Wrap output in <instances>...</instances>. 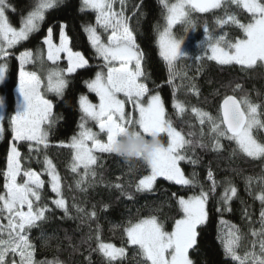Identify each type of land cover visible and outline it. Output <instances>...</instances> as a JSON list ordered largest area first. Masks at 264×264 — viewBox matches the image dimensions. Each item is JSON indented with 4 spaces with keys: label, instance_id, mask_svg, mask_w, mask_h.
<instances>
[{
    "label": "snow or ice",
    "instance_id": "snow-or-ice-1",
    "mask_svg": "<svg viewBox=\"0 0 264 264\" xmlns=\"http://www.w3.org/2000/svg\"><path fill=\"white\" fill-rule=\"evenodd\" d=\"M116 2L117 0H81V11L91 9L97 13V26L86 25L84 31L88 35L94 56L103 63L99 65L94 78L84 82L89 92L98 98V103L91 102L86 95L79 96L80 131L73 135L70 143L66 145L73 150L71 172L77 173L81 167L84 169V174L76 180V188L85 191L82 187L85 178L96 176L92 168L98 158L95 153L115 154L114 145L119 137L130 129H136L145 137L159 138L162 133H166L169 138L167 146L161 143L145 162L150 174L139 179L135 186L137 192H151L157 178H164L180 186L195 187L197 181L187 178L180 166L181 161L192 164L199 162L198 158L193 159L184 154L190 147L207 148L210 145L218 152L223 148L221 140L226 139L236 145L232 155L239 152L247 158L264 160V141L254 135L256 130H264V119L261 118L264 113L260 111L262 106L255 103L246 93L239 99L234 94L226 95L215 117L200 109H192L201 125L206 122L209 125L207 137L203 128L199 133L189 131V138H186L181 131L173 127L171 119L166 118L161 94L158 91L150 94L151 90L141 79L148 78L142 69L144 53L129 26L130 18L124 15L125 0H119L121 11L114 10ZM228 2L248 13V22H242L235 12L226 10V19L218 18L217 24L235 25L242 32V38L233 42L226 39V33L214 36L205 27L204 39L197 47L202 50L210 49L209 59L221 65L235 64L241 66L242 70L264 67V0H175L174 3L159 0L166 24L158 31L157 43L159 55L167 65V84L173 88V108L178 114H183L185 108L183 103L176 99L175 92L180 86L175 85L174 80L180 75L177 71L178 62L188 56L180 51L184 39L177 38L173 29L177 25H186L185 32L195 31L193 12L207 13L221 8L222 4ZM63 3L64 0H32L31 10L23 16L20 26L15 27L7 14L11 6L7 0H0V85L6 83L9 75L8 60L15 49L40 32L46 14ZM12 11L15 12V9ZM98 27L110 31L106 42L98 33ZM66 28L64 23L59 25V43L53 40V27L46 29V35L40 41L46 47V54L44 48H38L35 53L32 50H23L15 56L19 73L16 88L18 99L14 101V107L8 98L0 95V139L4 136L7 122L12 141L7 151L6 169L0 173L4 178V192L0 194V264H38L35 260V245L32 244L29 233L46 221V213L50 209L41 203L45 181L41 178V173L24 168V157L17 142L26 145L29 158L33 153L39 156L48 148L49 129L54 126L56 120L53 117V102L45 98L41 89L62 97L72 74L78 69L90 67L89 59L81 51H74L70 47ZM62 55L67 62L66 68H61L58 64ZM45 60L49 62L47 68ZM37 62L40 70L46 74V84L38 71L29 70V66H34ZM163 86L157 85L158 88ZM191 88L194 89L195 86L192 85ZM237 90L242 91L241 85L237 84L232 91L235 93ZM89 122L96 125L98 132L88 127ZM101 134L106 139H101ZM43 164L51 177V192L57 197L52 203L63 211L65 217L71 218L69 206L61 192V178L47 155H44ZM207 178L212 181L207 191L200 185V192L187 198L172 193L180 216L174 219L171 230H168L156 215L141 218L136 222L129 221L127 226L123 227L122 242L127 247H132L135 255L141 258L138 264H193L189 250L197 245L198 227L205 224L209 218V196L217 188L211 170L208 171ZM253 179L247 177L246 183L250 186ZM115 187L132 199L131 194L125 192L120 184ZM236 195V187L228 181V187L221 197L222 207L217 211H231L230 201ZM257 199L262 205L260 228L250 230L255 239L249 242L251 247L245 248L243 256L238 250L243 246L247 235L238 226L232 225L221 238L225 257L239 264H264V179L261 180V194ZM72 207L79 214L96 216L95 211L86 213L84 208L75 203ZM94 238L97 247L93 251L102 254L107 264H119L126 258L127 247H117L113 243L101 241L99 224ZM87 239L92 240L93 235L90 233ZM9 255L12 257L10 261ZM17 256L19 260L15 258ZM48 264L61 262L56 260Z\"/></svg>",
    "mask_w": 264,
    "mask_h": 264
},
{
    "label": "trees",
    "instance_id": "trees-1",
    "mask_svg": "<svg viewBox=\"0 0 264 264\" xmlns=\"http://www.w3.org/2000/svg\"><path fill=\"white\" fill-rule=\"evenodd\" d=\"M175 0H169L173 2ZM11 6L8 10L10 22L17 26L28 11L31 10L32 0H7ZM15 9V12L12 11ZM235 12L242 22H248L249 14L242 9H237L230 2L222 4L221 8L207 13H192L196 25L195 31L185 32L186 25H177L173 33L177 38H183L184 54L188 58L182 59L177 64L180 73L174 80L177 87L176 99L183 103L185 111L178 114L173 108V88L167 84V65L159 55L156 37L158 30L165 25L164 10L159 0H125L124 12L129 17V26L133 29L136 42L144 53L142 69L148 77H142L149 87L150 94L157 91L161 94L166 109V118L171 119L173 127L181 131L186 138L189 131L199 133L203 128L206 137L209 127L201 125L193 108L200 109L211 115H218L219 105L226 95H235L238 99L245 93L262 107L264 113V67L253 69H241L239 65H221L209 59L210 49H201L197 45L204 39V28L214 36L227 34L226 39L233 42L242 38V32L231 23L219 26L218 18L226 19L225 12ZM96 13L92 10L81 11L80 0H64V3L46 14L40 32L29 41L23 42L16 49L25 50L39 47L40 41L46 35V29L53 27V33H59V25H67L66 34L70 38V47L74 51H81L89 59L90 67L78 69L70 77V83L62 97H52L53 117L56 122L49 131V146L37 156L29 153L24 143L20 145L24 168H31L41 173L45 181L42 204L50 209L46 213L47 219L33 228L29 233L30 240L35 245V260L38 264H48L59 260L61 264H107L105 258L96 249L94 238L97 224L100 226V239L105 243H113L117 247L125 246L122 242L123 227L129 221L136 222L141 218L156 215L163 221L165 227L171 230L174 219L179 218L180 213L172 193L177 196H190L200 192V185L207 191L212 181L208 180L209 170L217 183L216 191L211 193L208 201L209 218L207 222L198 227L197 245L189 251V257L193 264H239L237 261L227 259L224 255L222 237L232 225L238 226L247 235L243 246L238 250L243 256L245 248L251 245L249 242L251 229L260 228V211L262 205L257 196L261 194V180L264 179V160L247 158L237 152L234 142L221 140L223 148L214 151L211 146L207 148H188L184 153L193 159L198 158V163L192 164L181 161L180 166L189 179H195V187L189 188L176 185L157 178L151 192H137L136 184L139 179L150 173V169L142 160L125 162L115 154L95 153L98 157L92 166L96 172L95 177H86L82 187L85 191L76 188V180L84 174L81 167L77 173L70 170L73 150L67 147V142L78 129L81 112L78 98L81 94H87L95 99L94 94L88 93L85 81L91 79L98 69L101 60L94 56V52L88 42L84 27L95 22ZM200 57V59H196ZM9 75L6 83L0 86V91L8 98L14 107V89L18 83V62L12 56L8 69ZM164 85L158 88L157 85ZM239 84L242 91L233 93V88ZM194 85L195 88H191ZM12 108L9 109L11 114ZM264 119V115L261 117ZM6 131L0 141V173L6 169L7 151L11 141L10 128L5 122ZM258 139L264 141V130L254 131ZM165 140V134L161 136ZM192 139H196L192 137ZM64 145V146H61ZM42 147V146H41ZM44 155L53 162L56 172L61 178V192L69 206L70 217H65L62 210L57 209L52 203L54 195L48 186V176L43 172ZM39 161V162H38ZM195 173V176H193ZM252 177L253 182L249 186L246 178ZM228 181L236 187L237 195L230 201L231 211L218 212L222 207L221 197L224 195ZM4 178L0 175V193L3 191ZM120 184L128 195L122 194L115 187ZM73 203L84 208L86 213L95 211L96 216L79 214L72 207ZM107 205V208H105ZM93 235L88 240L89 234ZM141 258L135 255L132 247H127V256L119 264H138Z\"/></svg>",
    "mask_w": 264,
    "mask_h": 264
},
{
    "label": "rangeland",
    "instance_id": "rangeland-1",
    "mask_svg": "<svg viewBox=\"0 0 264 264\" xmlns=\"http://www.w3.org/2000/svg\"><path fill=\"white\" fill-rule=\"evenodd\" d=\"M81 1V0H80ZM175 1H173V2H170V3H174ZM124 8H125V3H124V5H123V11H124ZM87 10H91V9H87ZM114 10L115 11H121L122 10V6H121V4L119 3V0H117V2L114 4ZM92 11H94L95 12V10H92ZM96 13V12H95ZM96 15H97V13H96ZM124 15H125V12H124ZM126 16V15H125ZM165 24H166V22H165ZM91 25H93V26H97V23H96V18H95V22L94 23H92ZM13 26H15V25H13ZM20 26V23H19V25H17V26H15V27H19ZM165 26V25H164ZM163 26V27H164ZM163 27L162 28H160V30H162L163 29ZM159 31V30H158ZM98 33L101 35V37H102V39L106 42L107 41V37L110 35V31H105L103 28H101V27H98ZM86 35H87V33H86ZM157 38H158V33H157V37H156V42H157ZM87 39H88V35H87ZM53 40H54V42H56V43H59V33L57 34V37H56V35L53 33ZM88 42H89V40H88ZM89 44H90V42H89ZM20 46V45H19ZM18 46V47H19ZM91 46V45H90ZM183 43H182V45H181V49H180V51H181V53H184V50H183ZM17 47V48H18ZM157 47H158V50H159V45H158V43H157ZM16 48V49H17ZM38 48H44L45 49V54H46V47L45 46H43L42 44L38 47H35V48H32V49H25V50H32L34 53L36 52V50L38 49ZM16 49H15V51L13 52V57H15L16 55H18L19 54V52L20 51H23V50H18V51H16ZM93 50V49H92ZM11 51V50H10ZM159 52V51H158ZM12 56L9 58V60H8V64H9V66H10V63H11V61H12ZM210 56H211V53H210ZM17 62H18V60H17ZM102 61H101V63H100V65H102ZM58 64H59V66L61 67V68H66L67 67V62H66V59L63 57V55H62V58H61V60L58 62ZM49 66V62H47L46 60H45V68H47ZM29 70H36V71H38V73L41 75V77H42V79L45 81V84H46V74H45V72H43V71H41L40 70V65H39V63L37 62L34 66H29ZM97 70H99V67H98V69ZM96 70V71H97ZM18 73H19V64H18ZM94 78V76L91 78V79H93ZM91 79H89V80H91ZM0 86H2V85H0ZM18 87V83H17V86L15 87V89H14V94H15V100L16 99H18V96H17V94H16V88ZM86 89H87V87H86ZM41 91H42V93L44 94V96H45V98L46 99H49V100H51L52 102H53V99H52V97H54V98H56V97H59V96H57V95H55L54 93H48L44 88H42L41 89ZM87 92L88 93H90L89 92V90L87 89ZM92 94H94V93H92ZM153 94H155V93H153ZM0 95H3V96H5L1 91H0ZM83 95H86V96H88L89 97V100L91 101V102H93V103H98V98L96 97V95L94 94V96H95V99H92L89 95H87V94H83ZM128 110V106L126 105V111ZM195 114V113H194ZM196 115V114H195ZM197 116V115H196ZM212 116H214V115H212ZM215 117V116H214ZM198 118V117H197ZM198 121H199V118H198ZM80 122V121H79ZM79 124V123H78ZM206 125H207V122L205 123ZM208 127H209V125H207ZM88 127H91L92 129H93V131H97L98 132V128L96 127V125L93 123V122H89L88 123ZM49 131H50V129H49ZM80 131V129H79V127H78V129L76 130V132L73 134V135H76V134H78V132ZM165 134V136H166V138H165V140H163L162 139V135H164ZM72 135V136H73ZM72 136H70L69 137V139H68V142H67V144L68 143H70V140H71V137ZM49 137V136H48ZM100 138L101 139H106V137L103 135V134H101L100 135ZM3 139V138H2ZM2 139H0V141L2 140ZM159 139H160V141H161V143H163L165 146H167V143H168V137H167V134L166 133H162L161 135H160V137H159ZM18 143V142H17ZM56 171V170H55ZM43 172L44 173H46L47 174V171H46V169H45V166H44V170H43ZM150 174V173H149ZM47 176H48V179H47V181H48V186H49V188H50V190H51V183H50V180H51V177L47 174ZM3 192H4V189H3V191L0 193V194H3ZM53 195H54V198H53V200L54 199H56L57 197H56V194L55 193H53ZM191 196V195H190ZM188 197V196H187ZM187 197H185V198H187ZM26 210V209H25ZM5 223H6V221H5ZM248 247H251V245H249ZM257 248H258V246H257ZM191 250V249H190ZM189 250V251H190ZM17 260H19V257L17 256V257H15ZM12 259V257H11V255H9V257H8V260L10 261Z\"/></svg>",
    "mask_w": 264,
    "mask_h": 264
},
{
    "label": "clouds",
    "instance_id": "clouds-1",
    "mask_svg": "<svg viewBox=\"0 0 264 264\" xmlns=\"http://www.w3.org/2000/svg\"><path fill=\"white\" fill-rule=\"evenodd\" d=\"M160 145L161 141L158 137H145L136 129H130L119 137L113 151L125 162L134 160L147 162Z\"/></svg>",
    "mask_w": 264,
    "mask_h": 264
}]
</instances>
